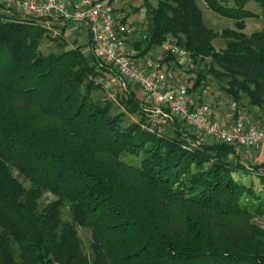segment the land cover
<instances>
[{
	"label": "trees",
	"instance_id": "trees-1",
	"mask_svg": "<svg viewBox=\"0 0 264 264\" xmlns=\"http://www.w3.org/2000/svg\"><path fill=\"white\" fill-rule=\"evenodd\" d=\"M142 1L139 54L177 44L196 69L190 92L212 76L234 122L242 114L252 125L247 105L264 124V27L244 32L259 16L246 5L264 17V0H202L235 23L221 32L206 27L195 0ZM26 22L0 16V264H264V229L255 222L264 217V162L201 141L178 118L162 134L145 129L133 91L126 110L140 118L124 125L109 103L92 100L97 60L80 50L42 55L44 31ZM77 227L90 231V258Z\"/></svg>",
	"mask_w": 264,
	"mask_h": 264
},
{
	"label": "built area",
	"instance_id": "built-area-1",
	"mask_svg": "<svg viewBox=\"0 0 264 264\" xmlns=\"http://www.w3.org/2000/svg\"><path fill=\"white\" fill-rule=\"evenodd\" d=\"M0 6V14L13 22L61 18L82 25L100 67L116 71L120 79L117 83L123 90L130 86L140 91L143 111L158 118L150 124L157 134H162L164 126L178 118L203 142L233 144L257 152L264 150V127L246 124L242 114L231 126H222L214 119L211 108L198 102V94L177 80L175 69L179 63L186 62L191 67L182 47L165 41L155 53L132 59L127 54L126 41L134 36L139 39L146 36L127 23L124 16L113 13L109 0H0ZM167 56L174 59L169 65L165 62ZM103 84L105 89L112 86L109 80Z\"/></svg>",
	"mask_w": 264,
	"mask_h": 264
},
{
	"label": "rangeland",
	"instance_id": "rangeland-1",
	"mask_svg": "<svg viewBox=\"0 0 264 264\" xmlns=\"http://www.w3.org/2000/svg\"><path fill=\"white\" fill-rule=\"evenodd\" d=\"M195 1H196L198 8L201 11L204 23L207 28H209L213 32H221L222 30H225V29H231V30L235 29V23L233 21L222 18L212 13L210 10L206 8L202 0H195ZM149 2L152 4V6H155L157 0H149ZM109 3L112 7L113 13L124 16V19L127 23H129L132 27L139 30L142 34H144L147 10L142 6L143 5L142 0H109ZM1 9L2 8L0 6V11ZM246 9L255 14H259V16L257 18L247 19L245 21L246 28L244 32L247 35L260 32L264 27V17L260 15V12H261L260 7L256 3L250 2L246 5ZM0 16H3L5 21H9V22L12 21L10 18L6 17L5 15L0 14ZM26 23L29 25H33V26H38L41 30L44 31V33L42 34L43 38L41 40V44L39 48L40 53L42 55H48V54L57 55L63 52L80 50L82 53H84L87 56L88 59L94 57L93 48L91 46L90 40L87 41L84 37H82V35L78 33V30L75 29L72 31L71 22L64 21L61 18H58V19L37 18V19H30ZM137 33L139 32L137 31ZM141 40H144V39H139L138 37L134 36L133 38H130L126 41L127 54L131 56L132 59H139V58L142 59L145 56V55L144 56L140 55L139 51L135 48L136 43H139L140 46L143 47ZM85 41H87V43H85ZM212 45L216 51H221L225 48V40L222 39L221 37H217L213 40ZM155 51H158V50L155 49L153 52ZM170 62H173V60ZM185 63L186 62L179 63V64L177 63L178 66L175 69V74L177 76V80L183 81V83L187 84V86L190 87L192 85L193 80H195L196 69L193 67L192 63L190 64L189 59L187 63L191 65V67L188 68V65H186ZM97 69L101 71V75H98L97 77L94 78V83L95 85H99L98 86L99 88L97 89V91H94L92 93V98H93L92 100L100 104L109 103L110 110L113 114L123 115L124 125L138 122L140 116L129 114L128 111L126 110L125 102L129 98L130 92L133 91L134 94L136 95L138 103L140 104V107H142L141 102H140L141 97L138 98L139 96L138 93H140V91L136 89V87L131 88L130 86H127L126 90H123L122 88H120L117 83L118 81H120V79L119 77L117 78V73L113 69L109 67H100L99 64H97ZM105 80H109L112 83L111 88L109 87L105 89L104 84H103ZM221 85L222 84L217 82L214 78H212V76L207 75L206 80L204 81V85L199 90L200 92L199 93L197 92L198 96L200 97V101H204V102L208 101L209 103L211 101L215 104H218V106L223 105V108L225 110H228L231 104L230 103L231 100L230 99H229L230 101L227 100L228 97L220 89ZM218 106H215V107H218ZM150 108H152V105H150ZM242 109H244L249 114L251 113L255 114L256 117H258V119H259V114H262V112L259 111L255 107L249 108L246 105L245 107L243 106ZM145 114H147L146 116L147 123L151 124L153 121L154 122L158 121V118L154 117L153 114L151 113H145ZM156 127H158V125H156L155 128ZM144 128L148 129V127H144ZM149 128L153 129L151 125H149ZM165 130H166V127L164 128V132ZM249 150L251 152L252 157L260 154L261 152L264 153V150H261L259 152L253 151L251 149ZM247 162L249 164L258 163V161H255V158L254 160L247 161ZM249 181L253 183L255 192L261 191V185L258 179L254 175H250L248 178H246V182H249ZM49 200L50 198L46 196L41 201L40 206L41 207L44 206ZM62 216L64 220L70 221V218L68 214L66 213V211H63ZM255 222L264 229V217L255 219ZM77 233H78V239L81 244V248L83 252L90 258L91 257L90 255V243H91L90 231L88 229L77 227Z\"/></svg>",
	"mask_w": 264,
	"mask_h": 264
},
{
	"label": "crops",
	"instance_id": "crops-1",
	"mask_svg": "<svg viewBox=\"0 0 264 264\" xmlns=\"http://www.w3.org/2000/svg\"><path fill=\"white\" fill-rule=\"evenodd\" d=\"M71 25H72V31L76 29V30H78V33H80V35H82V37H84L87 41L90 40L89 39V36L87 34L86 29L82 25L77 24V23H71ZM87 41H85V43H87ZM155 52H153V53H155ZM138 95H139L138 98H140L141 97V94L138 93ZM140 102H141L142 108L145 107L144 106V103H143V101L141 99H140ZM207 102L208 101H206V103ZM211 104H212L213 111H214V119L217 122H219L224 127H229V126H231L234 123V118L229 113L228 110H225L223 107H219V106L218 107H215V106H217V104L214 103V105H213V102L210 101V105ZM148 107H150V106H148ZM146 116H147V114H145V117ZM248 118H249L250 123L252 125H254L256 127H259V128L260 127H263L264 124L261 123V121L258 119V117H256L255 114H252V113L249 114L248 113ZM237 153L240 154L246 160L245 162L254 160V158H255V161H258V163L264 162V153L263 152H261L260 154L252 157L251 152H250L249 149L239 148V151Z\"/></svg>",
	"mask_w": 264,
	"mask_h": 264
}]
</instances>
